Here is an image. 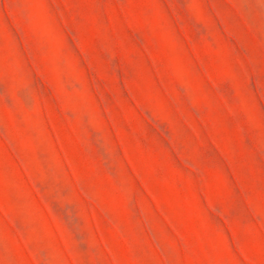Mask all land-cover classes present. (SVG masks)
<instances>
[{"label":"rangeland","instance_id":"obj_1","mask_svg":"<svg viewBox=\"0 0 264 264\" xmlns=\"http://www.w3.org/2000/svg\"><path fill=\"white\" fill-rule=\"evenodd\" d=\"M0 264H264V0H0Z\"/></svg>","mask_w":264,"mask_h":264}]
</instances>
